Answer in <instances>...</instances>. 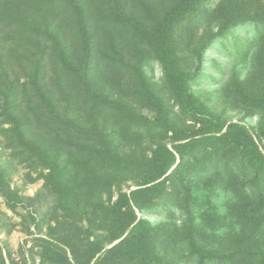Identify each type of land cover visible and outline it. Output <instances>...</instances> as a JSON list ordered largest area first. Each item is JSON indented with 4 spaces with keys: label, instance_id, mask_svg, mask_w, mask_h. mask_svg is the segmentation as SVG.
Listing matches in <instances>:
<instances>
[{
    "label": "trees",
    "instance_id": "16d2710c",
    "mask_svg": "<svg viewBox=\"0 0 264 264\" xmlns=\"http://www.w3.org/2000/svg\"><path fill=\"white\" fill-rule=\"evenodd\" d=\"M0 198V264H264V0H0Z\"/></svg>",
    "mask_w": 264,
    "mask_h": 264
},
{
    "label": "rangeland",
    "instance_id": "374dc122",
    "mask_svg": "<svg viewBox=\"0 0 264 264\" xmlns=\"http://www.w3.org/2000/svg\"><path fill=\"white\" fill-rule=\"evenodd\" d=\"M160 74V71L158 69V66H156L155 68V74L154 77H158V75ZM13 178L14 181L12 182L13 186H17V185H21L24 182V178H23V170H13ZM43 181L40 180L37 183L34 184H28L25 186V194L29 195V196H34L37 194V192L39 191V189L42 187ZM50 199L52 200V198L50 197ZM0 200L2 201V199L0 198ZM51 200L45 201L44 202V206L47 207ZM2 208L4 210H6L8 212L9 215L15 216L16 220H20V217L15 215L13 213V211L9 210L6 208L5 204H2ZM26 238L25 234L21 231V230H15L10 236H7L6 234L2 233L0 230V240L1 239H6L8 241V245L14 249L17 250V248L19 247V244L21 241H23Z\"/></svg>",
    "mask_w": 264,
    "mask_h": 264
},
{
    "label": "water",
    "instance_id": "95a60500",
    "mask_svg": "<svg viewBox=\"0 0 264 264\" xmlns=\"http://www.w3.org/2000/svg\"><path fill=\"white\" fill-rule=\"evenodd\" d=\"M85 225L88 226V223L85 221ZM118 242V241H117Z\"/></svg>",
    "mask_w": 264,
    "mask_h": 264
}]
</instances>
